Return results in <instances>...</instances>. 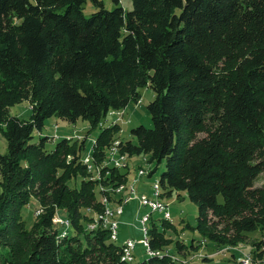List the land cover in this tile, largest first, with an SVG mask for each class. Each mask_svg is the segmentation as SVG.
<instances>
[{"label":"trees","instance_id":"16d2710c","mask_svg":"<svg viewBox=\"0 0 264 264\" xmlns=\"http://www.w3.org/2000/svg\"><path fill=\"white\" fill-rule=\"evenodd\" d=\"M132 1L126 11L120 0L113 10L102 0H0V264H133L122 261L124 246L108 226L88 229L105 214L103 197L122 202L115 189L129 167L92 180L86 138L49 149L52 139L34 134L53 117L86 121L91 134L146 88L155 93L153 128H133L132 140H119L121 153L148 157L150 178L164 163L161 198L186 192L198 206L197 231L220 246L257 236L250 255L264 264V185L255 187L264 175V0ZM88 2L95 11L87 18ZM24 101L31 119L12 117ZM120 132L119 124L100 129L96 164ZM34 197L46 208L28 229L22 211ZM57 211L69 231L54 224ZM149 214V247L164 255L141 264H185L168 251L171 222ZM223 220L230 241L208 232ZM176 246L185 255L199 247Z\"/></svg>","mask_w":264,"mask_h":264},{"label":"rangeland","instance_id":"374dc122","mask_svg":"<svg viewBox=\"0 0 264 264\" xmlns=\"http://www.w3.org/2000/svg\"><path fill=\"white\" fill-rule=\"evenodd\" d=\"M102 1L108 10H113L116 7L113 0ZM120 5L126 11H132L133 9L132 0H120ZM94 11L95 8L92 2H88L84 8V15L88 18ZM141 95L142 98L139 103H131L125 110L122 111H112L108 118L101 122L99 128L93 131L91 134H88L90 125L86 121L80 120L75 124H71L53 117L46 121L42 132H35L34 140L37 141L41 137H49L52 140L49 143L48 148L52 149L54 148L57 141L61 139L83 141L86 138V146L83 152V158H86L90 151H92L93 144L100 134V129H105L112 126L113 122L121 126V132L116 136L118 141L120 140L125 142L132 140L133 137L131 135V130L133 128L139 126H144L148 129L153 128V122L148 106L155 99V93L150 88H146L141 90ZM10 115L12 117L30 120L32 117V106L28 101H24L10 108ZM119 118L122 119L117 121ZM4 132L5 127L0 125L1 155L7 153V141L5 139ZM200 137H203V135ZM115 142L116 141H114V143ZM114 143L113 145H115ZM112 149L109 151V153L112 151ZM127 158L129 165V176L128 182L124 184V189L121 191V195L123 198L132 197L130 189L134 187L135 192L131 201L127 203L126 206H124V211L126 208V214L117 219V221L120 223L118 229L119 240L113 238L111 235L112 240L118 241L117 244L123 246L128 240L139 242L143 239V234L141 232L142 223L140 220L143 216L149 214L150 210L143 207L140 200L142 196L157 200L154 194L156 191V184L160 180L162 172L165 170V164L163 163L158 167V170L151 178L146 177L149 174V169L152 170L155 167L154 165H150L148 163V157L134 155L131 157L127 156ZM140 170L141 172H146L142 178L138 177V172ZM262 185H264V175L260 176L255 182V187H261ZM117 194L120 193L117 191ZM161 196L162 189L160 188L158 200L168 206L169 212L171 214L170 222L173 225V228L166 231V237L172 241L168 251L170 254L175 255L181 262H184L185 264H241L238 261L235 262L236 260L234 258L232 259L233 262H231V258L233 256H235L237 259H246L247 257H251L250 252L252 250L253 243L257 240V236H250L245 242L238 244L235 247H225L215 244L205 235L197 231L198 206L190 201L186 192H181L180 197H178L176 193H174L172 197L164 199L161 198ZM101 202L103 203V198ZM121 203H118L113 207L116 208L117 205H121ZM105 205L106 211L108 204ZM45 208L46 207H42L39 204L38 197H34L32 198L31 203L23 209L22 215L28 229L31 228L34 223V219L36 218L37 220ZM153 218L158 220L157 223L159 225H161V221L159 220L164 219L160 213H154ZM54 220V224L57 228L65 227L68 228V231L71 229V225L68 224L69 220L67 219V216L64 212L57 211ZM213 221L217 222L215 219H213ZM174 229H176V231ZM226 230V225L223 220L216 225H210L208 232L212 234H223L225 239L230 241L234 235V232L229 230L228 233H226ZM193 241L197 246H199L196 251H190L189 253L187 252V255H185L184 252L180 254L177 251L176 245L178 242L190 247ZM148 258L149 255H147L144 246L138 244L135 249V261L133 264H141ZM205 258H208L209 260L206 261Z\"/></svg>","mask_w":264,"mask_h":264},{"label":"built area","instance_id":"2783aa9c","mask_svg":"<svg viewBox=\"0 0 264 264\" xmlns=\"http://www.w3.org/2000/svg\"><path fill=\"white\" fill-rule=\"evenodd\" d=\"M122 119V118H121ZM120 118L117 120H121ZM113 125H116L113 122ZM120 145L121 142L117 141V146L114 150H112L110 153H107V158L105 162L102 164V166L96 164L95 158H94V146L92 151L88 154L86 158H83L84 164L87 167V170L89 173L92 174V180H101L102 179V169L104 168H117V169H126L128 166V158L125 154H122L120 151ZM150 172V169H149ZM138 177L142 178L143 177V172L141 170L138 172ZM138 178V180H139ZM137 180V181H138ZM131 196L129 198H122V203L121 205H117L116 208L112 207L109 205V202L107 200V197H103V204H108V211L106 212V219H95L94 222L90 223L88 226V229L91 231L96 230L99 227L102 226H110L112 227V230L115 234V239H118L119 237V222L117 219L121 217L124 213V206H126L127 203L131 201L133 198L134 192H135V187L131 188ZM114 191V190H112ZM117 191H122L121 187H118L115 189V192ZM155 194V193H154ZM157 200L150 199L146 196L141 197V204L143 207L147 208L150 210L151 213H160L163 215L164 218H169V221H171V214L169 212V208L165 203H161L158 200V197L155 195ZM150 215V214H147ZM145 216L142 217L140 220L142 223V229L141 232L143 234V239L139 242H135L133 240H128L127 241V249L122 250V261L125 262H134L135 259V249L138 244L143 245L146 248V253L147 255H164L162 251H156L153 249H148V242H149V236H147V228L148 224H145ZM55 221V220H54ZM63 231H67V228L63 227ZM238 262L241 264H253V260L251 257H247L246 259L239 258Z\"/></svg>","mask_w":264,"mask_h":264},{"label":"bare ground","instance_id":"6f19581e","mask_svg":"<svg viewBox=\"0 0 264 264\" xmlns=\"http://www.w3.org/2000/svg\"><path fill=\"white\" fill-rule=\"evenodd\" d=\"M113 149H115V148H113ZM112 149V150H113ZM146 173V172H145ZM145 173L143 172V175H145ZM124 189V186H121V190H123ZM119 193H121V191H118ZM159 194H160V186H159V183L157 182V184H156V191H155V195L157 196V197H159ZM108 211V207H107V210L105 211V214H103L102 216H100L98 219H106V212ZM97 219V218H96ZM149 219H150V215H146V217H145V224H148V222H149ZM168 220H169V218H167ZM105 227H107V226H105ZM108 228H109V230H110V232H111V235L113 236V237H115V234H114V232H113V230H112V227H110V226H108ZM149 235V229L147 228V236ZM124 249H127V242H126V244L124 245ZM148 249H150V247H149V242H148ZM154 256H161V255H149V257H154Z\"/></svg>","mask_w":264,"mask_h":264},{"label":"crops","instance_id":"0c3cea01","mask_svg":"<svg viewBox=\"0 0 264 264\" xmlns=\"http://www.w3.org/2000/svg\"><path fill=\"white\" fill-rule=\"evenodd\" d=\"M125 214H126V208H125V211H124V214H123V215H125ZM123 215H122V216H123Z\"/></svg>","mask_w":264,"mask_h":264}]
</instances>
